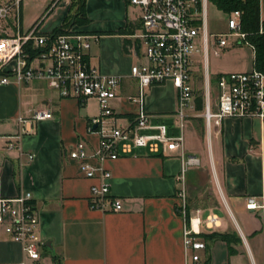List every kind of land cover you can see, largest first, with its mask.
Segmentation results:
<instances>
[{
	"label": "crops",
	"instance_id": "crops-1",
	"mask_svg": "<svg viewBox=\"0 0 264 264\" xmlns=\"http://www.w3.org/2000/svg\"><path fill=\"white\" fill-rule=\"evenodd\" d=\"M60 1L62 23L69 0ZM261 4L264 11V0ZM85 12L87 23L72 28L98 35L88 52L91 64L105 75L122 76L119 96L111 107L126 124L138 108L128 98L136 93L137 82L129 73L138 58L129 51L126 33L117 30L136 29L138 8L128 0H86ZM234 46L216 55L219 61L214 60L212 71L206 63L202 82L205 75L215 78L250 70L247 65L228 63V51ZM249 48L253 68L254 52ZM38 108L51 109L53 117L31 120ZM144 108L151 126L164 125L167 136L181 142L166 152L135 147L104 161L111 173L110 195L121 199L122 210H100L89 202L90 186L97 179L82 176L79 162L64 150L78 140H84L89 150L97 148L99 137L93 126L88 130L99 112L97 100L60 97L40 80L1 85L0 197L32 194L39 235L54 264H264V211L245 208L248 195L264 190V123L258 118L224 117L219 125L207 128L202 109L181 120L171 82L149 87ZM19 117L25 121L19 122ZM190 156L198 162L188 164ZM208 215L216 216V225H206ZM194 216L201 220L205 243L196 252V262L183 244L184 223ZM22 260L21 245L0 226V263Z\"/></svg>",
	"mask_w": 264,
	"mask_h": 264
},
{
	"label": "built area",
	"instance_id": "built-area-1",
	"mask_svg": "<svg viewBox=\"0 0 264 264\" xmlns=\"http://www.w3.org/2000/svg\"><path fill=\"white\" fill-rule=\"evenodd\" d=\"M128 1L139 11L136 29L125 35L130 41L129 51L138 58L129 73L137 82L136 93L128 97L138 108L123 124L120 115L111 107V101L119 96L122 76L103 74L88 57L90 45L98 40V35L73 28L54 34L52 30L42 31L37 23L22 30V0H0V22L5 21V25L0 26V86L11 80L22 83L40 80L60 97H71L80 102L89 98L97 100L98 115L88 126L91 131L96 125L97 148L89 150L84 140H78L64 150L70 159L79 162L82 176L97 179L98 182L90 186L89 202L91 207L100 210H122L121 199L110 195L111 173L103 165L104 161L130 153L135 147H147L152 152L161 148L166 152L181 142L180 138L167 136L164 125L149 124L150 114L144 108L149 87L166 82L173 84L176 115L181 120L196 111L195 99L201 95V115L207 128L219 125L224 117L258 118L264 123V73L255 67L248 71L220 73L214 78L215 109L211 105L207 75L203 77V93H199L192 82L193 58L202 52L206 65L210 37L213 38L214 55L234 45L253 48L242 31L240 10L227 14V32L217 34L208 30V0ZM52 117L51 109L38 108L30 118L39 121ZM18 120L25 121L21 117ZM152 128L157 132H141ZM261 144L264 164L263 139ZM197 162L193 156L187 160L188 164ZM245 208L264 211V190L260 195H248ZM205 223L209 227L216 225V216L208 215ZM200 225V218L194 216L183 226L184 248L190 251V258L195 262L199 259L196 252L205 248ZM0 226L10 240L21 245L23 260L20 264L55 263L50 248L39 235V214L29 191L0 197Z\"/></svg>",
	"mask_w": 264,
	"mask_h": 264
},
{
	"label": "rangeland",
	"instance_id": "rangeland-1",
	"mask_svg": "<svg viewBox=\"0 0 264 264\" xmlns=\"http://www.w3.org/2000/svg\"><path fill=\"white\" fill-rule=\"evenodd\" d=\"M61 2V3H60ZM59 0H22L21 10H20V26L22 30H25L35 23L40 24V29L49 30L55 26L60 25V17L63 12L62 1ZM71 0H69L70 5ZM53 12L49 14V9L54 5ZM49 8V9H48ZM75 8H73L74 10ZM49 14V15H48ZM48 15V16H47ZM226 14L222 11L216 9L212 4H208L206 8V17L209 33H224L227 32L226 27ZM11 19H14L12 16ZM261 19H264V11L261 4ZM5 21L0 22V26H4ZM13 23V22H12ZM66 26V25H64ZM68 27V26H67ZM213 39V38H212ZM210 37L209 50L207 54V62L209 61L210 70L212 71V66L214 60H217V56L214 55L213 41ZM231 47V46H230ZM252 51L249 47L241 45L234 46L228 51L227 60L231 64H239L241 66L247 65L248 69L252 68ZM192 81L195 83V88L199 93H203V82L201 80L202 75L205 74L206 66L203 58L202 52L197 53L194 56ZM219 61V60H217ZM200 80V81H199ZM210 82V100L213 106L216 98V88L214 85V77L209 78Z\"/></svg>",
	"mask_w": 264,
	"mask_h": 264
},
{
	"label": "trees",
	"instance_id": "trees-1",
	"mask_svg": "<svg viewBox=\"0 0 264 264\" xmlns=\"http://www.w3.org/2000/svg\"><path fill=\"white\" fill-rule=\"evenodd\" d=\"M85 2L86 0H71L62 23L52 29V32L54 34L63 33L73 26H81L87 23ZM208 3L226 15L232 10H240L242 31L247 34L246 39L253 46V67L264 73V19H261V0H208ZM73 8L75 9L73 10ZM52 9L53 7L49 9V13ZM131 31L130 29L120 28L117 33L125 34ZM124 52H126L125 48ZM201 103L199 97L196 104L197 111L202 109Z\"/></svg>",
	"mask_w": 264,
	"mask_h": 264
},
{
	"label": "water",
	"instance_id": "water-1",
	"mask_svg": "<svg viewBox=\"0 0 264 264\" xmlns=\"http://www.w3.org/2000/svg\"><path fill=\"white\" fill-rule=\"evenodd\" d=\"M263 7H264V5H263ZM95 127H96V125L93 126V128H95Z\"/></svg>",
	"mask_w": 264,
	"mask_h": 264
}]
</instances>
